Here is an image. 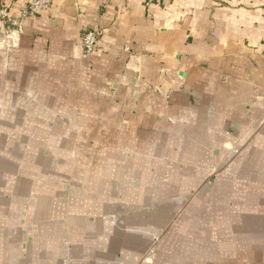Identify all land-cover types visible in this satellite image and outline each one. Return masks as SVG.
Returning <instances> with one entry per match:
<instances>
[{"label": "crops", "instance_id": "obj_1", "mask_svg": "<svg viewBox=\"0 0 264 264\" xmlns=\"http://www.w3.org/2000/svg\"><path fill=\"white\" fill-rule=\"evenodd\" d=\"M27 3L0 0V264H264V0Z\"/></svg>", "mask_w": 264, "mask_h": 264}, {"label": "built area", "instance_id": "obj_2", "mask_svg": "<svg viewBox=\"0 0 264 264\" xmlns=\"http://www.w3.org/2000/svg\"><path fill=\"white\" fill-rule=\"evenodd\" d=\"M159 0H145V5L148 7L152 4L158 3ZM54 0H28L27 7L25 8L22 16L27 17L36 15L40 12L50 10L53 7ZM0 20L7 24V30L10 34L22 31L21 20L13 19L10 16L9 9L6 7L0 8ZM102 32L97 30H86L82 35L84 50L87 54L93 53L101 39Z\"/></svg>", "mask_w": 264, "mask_h": 264}, {"label": "rangeland", "instance_id": "obj_3", "mask_svg": "<svg viewBox=\"0 0 264 264\" xmlns=\"http://www.w3.org/2000/svg\"><path fill=\"white\" fill-rule=\"evenodd\" d=\"M216 176V172L214 173V177Z\"/></svg>", "mask_w": 264, "mask_h": 264}]
</instances>
